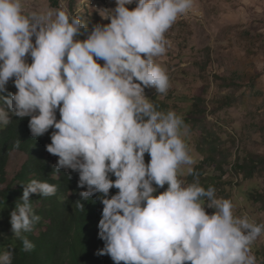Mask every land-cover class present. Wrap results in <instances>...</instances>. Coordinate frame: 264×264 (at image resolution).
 <instances>
[{"label": "clouds", "instance_id": "9594fccd", "mask_svg": "<svg viewBox=\"0 0 264 264\" xmlns=\"http://www.w3.org/2000/svg\"><path fill=\"white\" fill-rule=\"evenodd\" d=\"M196 3L115 0L103 17L110 22L89 29L63 4L25 14L23 0H0V100L7 105L0 126L14 115L30 118L32 137L52 129L46 151L58 157L54 172H77L85 200L100 194L104 247L97 254L114 264H256L250 246L264 224L234 216L231 200L218 198L214 187L185 185L182 166L194 175L195 163L182 138L187 127L145 95L147 88L169 91L156 58L166 54L165 34ZM112 188L118 192L109 196ZM56 192L46 181L23 185L10 224L24 251L35 247L25 233L39 219L30 196ZM13 257L12 247L0 251V264H13Z\"/></svg>", "mask_w": 264, "mask_h": 264}, {"label": "rangeland", "instance_id": "374dc122", "mask_svg": "<svg viewBox=\"0 0 264 264\" xmlns=\"http://www.w3.org/2000/svg\"><path fill=\"white\" fill-rule=\"evenodd\" d=\"M23 4L25 14L63 4L91 29L96 23L110 22L103 17L115 7V0H23ZM128 7L131 10L135 4ZM165 36L166 54L156 62L166 70L171 86L158 100L167 99L170 110L184 118L194 98H202L200 107L205 113L199 117L203 129L213 135L216 156L225 171L224 175L203 164L206 154L199 150L202 131L186 126L187 134L182 138L195 161L191 167L194 170L201 164L204 172L202 179L190 180L188 166H182L181 178L185 185L198 180L203 187L201 182H210L214 174L222 176L224 194H218V198L231 200L234 216H247L252 222L264 224V204L251 199L256 192H264V0H197L195 10L179 18ZM7 87L10 91L14 85L10 81ZM156 94L154 88L145 89L149 99ZM0 107L6 109L7 105L0 100ZM247 158L263 160L249 179L231 171L236 161ZM24 160L23 153L11 154L8 182ZM250 247L256 264H264V234Z\"/></svg>", "mask_w": 264, "mask_h": 264}, {"label": "trees", "instance_id": "16d2710c", "mask_svg": "<svg viewBox=\"0 0 264 264\" xmlns=\"http://www.w3.org/2000/svg\"><path fill=\"white\" fill-rule=\"evenodd\" d=\"M159 95L150 99L157 111L167 112L170 106L167 99L158 100ZM170 97H168L169 99ZM202 98H194V102L186 117L182 118L185 126L193 131L201 129L202 138L199 150L206 154L203 164H208L225 175L223 163L217 158V148L214 145L212 133L203 129L200 115L205 113L201 109ZM229 101V99H228ZM7 109V108H6ZM179 116V115H178ZM29 117L20 119L12 116L7 126H0V251L8 247L14 249L13 264H114L110 256L98 255L104 247V242L98 236V223L101 219L103 205L99 201L100 194H94L87 200L80 196L86 190L78 187V173L61 169L58 175L54 172L57 156L46 151V145L51 143V131L41 137H32L28 127ZM20 152L25 160L10 182L7 166L11 154ZM146 157L150 156L145 154ZM263 160L247 158L236 161L231 171L243 174L246 179L252 178ZM203 168L198 164L194 175L189 179H202ZM46 181L57 187L55 195L43 197L32 194V207L39 219L34 223L30 232L25 233L35 245L31 251H24L22 241L13 236L10 224V213L14 210L22 195L23 185L31 180ZM111 179H115L114 176ZM205 190L214 187L216 196L223 193L222 176L214 174L206 184L201 182ZM160 188L159 192L166 190ZM221 191V192H220ZM118 189H110L109 196L115 195ZM253 201L264 204V192L251 195ZM83 204V208L80 206ZM97 208V209H96ZM206 211L211 214L212 209ZM123 264V262H121Z\"/></svg>", "mask_w": 264, "mask_h": 264}, {"label": "bare ground", "instance_id": "6f19581e", "mask_svg": "<svg viewBox=\"0 0 264 264\" xmlns=\"http://www.w3.org/2000/svg\"><path fill=\"white\" fill-rule=\"evenodd\" d=\"M97 209V208H96Z\"/></svg>", "mask_w": 264, "mask_h": 264}]
</instances>
